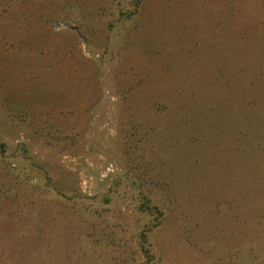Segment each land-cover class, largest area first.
<instances>
[{"label": "rangeland", "instance_id": "obj_1", "mask_svg": "<svg viewBox=\"0 0 264 264\" xmlns=\"http://www.w3.org/2000/svg\"><path fill=\"white\" fill-rule=\"evenodd\" d=\"M0 141L2 264H264V0H0Z\"/></svg>", "mask_w": 264, "mask_h": 264}, {"label": "trees", "instance_id": "obj_2", "mask_svg": "<svg viewBox=\"0 0 264 264\" xmlns=\"http://www.w3.org/2000/svg\"><path fill=\"white\" fill-rule=\"evenodd\" d=\"M22 148L24 149L25 147L23 146ZM5 151H6V144L0 141V153L3 155ZM138 201H139L138 206L140 210L152 216V218L150 219V223L149 224L147 223L145 227L141 229L140 231V236H141L140 245L144 251H147L146 253H149V250L145 248L144 244H147V243L149 244L148 232L160 224V217L162 215V212L159 210L157 205L152 203L148 195H145L140 190L138 191ZM155 217L158 219L157 220L154 219Z\"/></svg>", "mask_w": 264, "mask_h": 264}]
</instances>
